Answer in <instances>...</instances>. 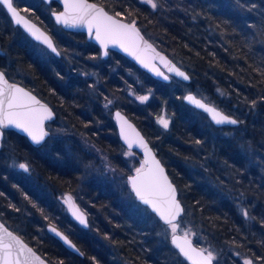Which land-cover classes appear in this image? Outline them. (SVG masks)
<instances>
[{"label":"trees","instance_id":"obj_1","mask_svg":"<svg viewBox=\"0 0 264 264\" xmlns=\"http://www.w3.org/2000/svg\"><path fill=\"white\" fill-rule=\"evenodd\" d=\"M95 1L114 14L120 13L119 17L135 20L144 33L191 76L188 84L177 79L166 83L142 70L144 78L140 85L119 72L115 77L119 82L110 81L108 74L105 80L110 91L126 99L134 91L151 94L144 103L129 102V106L121 109L141 128L178 186L186 208L182 218H191L198 236L203 238L197 243L227 250L229 255L232 252L238 260L243 256L254 264H264V0H155V9L139 0ZM55 6L58 5L55 3ZM27 12L54 36L64 52L70 49L69 43L61 41L54 32L50 22H55L47 10ZM5 20V28L0 25V46L6 51L13 39L14 26ZM64 33L78 42L87 40L84 33L65 30ZM87 50L94 58L100 56L93 43ZM5 54L7 57V51ZM114 54L127 61L128 68L136 66L121 54ZM19 60L33 79L23 80L25 86L48 101L56 111L59 103L63 104L70 121L88 122L87 117L81 115L77 92H66L54 76L55 73L62 75L58 68L41 66L24 49L19 50ZM0 68L13 78L1 63ZM186 86L194 92L199 89L206 93L209 102L240 120L237 126H224L230 136L212 139L208 131L202 130L199 119L194 120L195 113L200 111L183 101ZM164 111L171 116L166 132L155 124V117ZM200 114L208 119L206 114ZM104 137L97 140L99 147L106 149L107 146L110 154L119 153L123 147L120 139L115 136L107 142ZM4 141L9 159L4 166L0 165V211L14 204L10 195L12 188L19 186H14L8 176L10 160L28 161L38 178L54 192H73L77 187L78 174L74 168L58 169L51 165L25 136L6 130ZM197 147L206 150L205 156L209 154L207 159L198 161L207 163L203 175L163 158L164 148L177 156H191ZM115 159L120 164L117 168L127 177L126 166L119 156ZM20 186V192L28 196L39 214H50L45 221L66 232L83 251L80 256L67 249L46 231L43 222L37 223V229L28 228L21 233L52 264H174V260L189 264L160 232V220L154 225L129 209L124 211L113 195L107 197L108 203L113 201L114 206L112 211L105 212L106 221H95L98 235L106 238L97 241L87 234L90 226L82 228L66 215L53 212L51 208L44 209L42 198L37 197L33 189ZM98 204L103 206V202ZM53 213L74 230L60 223Z\"/></svg>","mask_w":264,"mask_h":264},{"label":"rangeland","instance_id":"obj_2","mask_svg":"<svg viewBox=\"0 0 264 264\" xmlns=\"http://www.w3.org/2000/svg\"><path fill=\"white\" fill-rule=\"evenodd\" d=\"M139 1L146 3L145 0ZM14 2L26 13H28L27 11L38 12V10L43 12L45 10H49L50 6L42 0H14ZM4 18L6 19L5 21L9 20L4 8L0 6V25L2 28H5L3 22ZM126 20L130 21L131 19ZM131 21L135 22V20ZM10 24L12 25V23ZM50 24L60 40L69 43L70 49L67 52H64L60 47L61 55L55 56L45 46L33 41L20 27L14 26L12 29L13 39L10 41V48L8 47L6 51L8 55L7 58L10 61H13L15 66L14 68H7V70L11 73L13 77L12 79L15 81L22 83L23 80H33L29 72L24 70V68L20 65V49L28 50L27 52L31 56L38 59L47 69L54 70L58 68V71H60L62 75H60V73H55L54 76L58 78L60 84H62L63 89L66 92L69 90L77 92V97L80 100L79 105L81 115L85 118L87 117L88 122L85 121V124H82L81 121L78 123L70 121L68 116L65 115V106L59 103L57 107L58 110L56 111L54 109L57 112L58 117L48 124L51 134L46 142L42 144V146H39L38 152L41 155H44L48 159L49 163L56 166L58 169L70 167L75 168L77 171V187L73 192H68L72 194L76 204L87 213L89 219L88 227L90 226L87 234L91 238L96 239L97 241L106 240V238L98 235L95 221H106L104 215L105 212L112 211L114 206L113 201V203H108L107 200V197L112 195L117 203L122 206L123 210L129 209L130 211H133L134 215H141L148 219L151 224L155 225L159 219H157L147 207L141 205L136 200L129 186L127 177L117 168L120 164L115 159L116 156H120L119 159H122L120 162H123L124 166H126L125 168L129 171V174H131L135 172L137 168L141 167V156L127 150L126 147L120 149L119 153L113 152L110 154L108 153L109 149H107V146H105L106 149H102L97 143V140H100V137L102 136H105L104 138L107 137V142L112 141L115 136L118 137L117 129L114 128L115 123L112 115L114 108L129 106V102L144 103L145 100L141 101L138 97L146 96V100H149L151 96V94H139L134 91L131 92L129 99H126L125 96L110 91L108 86L109 84H107L105 76L108 74L110 81L113 79L114 82H119V80H116L115 77L121 73L131 77L134 82L137 81L136 83L140 85L142 84L144 78L142 69L134 62L133 63L136 66L128 68L129 63L121 57L115 55V52L112 51L110 52L108 58H103L101 55L94 58V56L88 53L89 51L87 50V47L92 44L91 42L88 40L83 42L75 41V39L72 40L68 37V34L64 33L61 26L51 22ZM186 91L193 90L191 87L186 86L185 92ZM196 91L200 96L207 100L209 99V96L206 93H203L199 89ZM108 101H111L112 103L109 104ZM160 118L168 120L169 127L171 116L164 111L161 115L155 117V124L158 125L162 132H166L168 127H163V125L159 122ZM198 119L201 122L199 125L202 130L208 131V135L212 139L228 137L231 135L229 130L225 127L212 128L210 125L211 122L206 117H203L200 112L195 113L194 120ZM4 147L5 141L3 139L0 147V165L2 166L6 164V159H9V152L4 149ZM163 150V158L165 161L175 162V164L181 163L190 168L191 171L196 170L202 175L205 174L207 165V163H205L206 161L203 163L198 162L203 159H207V156L209 155L205 156L207 152L203 147L195 148L192 151L191 156L182 154L177 156L176 153H174V151H170L169 148H164ZM111 160H113V162L117 161L116 164H114ZM20 164H25L27 166V170L20 168ZM8 169L10 170L8 176L11 178L13 183H15L14 186L16 184L19 185L12 188L13 194L10 195V199L14 204L8 207V210L0 211V218L8 227L16 231L24 238L21 233L27 232L28 228L32 229L29 224L31 221H36L37 223L43 222L44 227L48 223L45 221V214H35V217L37 218H34L35 210H33V202L28 199V196L20 192V184L23 187H25V185L29 186L33 189L37 197L42 198L45 207L44 209L51 208L53 212L61 211L62 215H66L68 218L73 220L69 215L66 199L63 196V193L66 191H60L58 193L54 192L49 185L38 178L34 172V168L28 161L10 160ZM105 201L107 202L105 203ZM98 202H103V206L99 205ZM173 223L177 225L175 233L172 232L171 225L169 224L162 223V227L160 229V232L166 239H169L170 243L172 236L175 234L188 235L197 242L203 239L201 235L198 236L195 226L191 222V218H181L179 221ZM69 229L71 231L74 230L73 228ZM77 233L81 234V231L77 229ZM204 245H206L205 248L208 252L213 254L216 264H241V262L244 264L246 260L251 261L243 256H241L238 260L237 256H234L232 252L229 255L226 252L227 250L222 251L217 248L213 249L208 243H204L202 246ZM174 264L179 263L174 260ZM251 264L254 263L251 261Z\"/></svg>","mask_w":264,"mask_h":264},{"label":"snow or ice","instance_id":"obj_3","mask_svg":"<svg viewBox=\"0 0 264 264\" xmlns=\"http://www.w3.org/2000/svg\"><path fill=\"white\" fill-rule=\"evenodd\" d=\"M150 4L153 9L157 7L155 0H145ZM0 6H3L11 14L17 24L23 23V25L32 33L37 40H42L53 52H56V48L53 46L52 41L39 32V29H34V26L29 25L24 16L20 14L17 7L14 6V0H0ZM117 16L120 13H116ZM57 22L64 23L65 25H71L73 27L78 25H86L89 33L91 34L95 29V38L106 49L108 44L119 45L124 48L125 51H129L135 54L137 47V41L142 40L138 30L134 26V22L131 24L121 23L108 14L103 8L97 7L96 4L88 3L87 0H65V11L60 13L56 17ZM148 47H151L148 45ZM105 55L107 52L105 51ZM139 58V57H138ZM147 66V65H145ZM179 76H183L184 79L188 77L180 72L179 69H174ZM167 78V77H166ZM141 101L147 99L146 96L138 97ZM188 100L194 101L199 107L204 108L206 111L212 114V119L217 124L230 123L236 124L237 120L230 119L228 116L223 115L214 108H209L204 104H201L194 97H187ZM108 103H112L108 101ZM52 112L46 105H43L36 99L35 96L26 92L23 88L17 87L15 84H9L5 79V74L0 72V136L3 135V129L8 127H14L27 133L31 139L39 143L47 135L44 130V121L50 119ZM119 116V113H117ZM159 122L163 127H168V120L160 118ZM127 139V137H126ZM139 144L145 150L146 160L137 168L136 175L130 177V183L132 190L135 192L137 198L144 204L150 205L154 211H156L165 223L171 225L172 232H176L177 225L173 223L179 213L182 211L178 201L175 198V188L167 180L164 175V170L160 166L159 161L155 160L151 156L150 150L143 139H139ZM132 141H129V147H131ZM20 168L27 170L25 164H20ZM2 195V193H0ZM71 206V197L66 200ZM77 215V218L81 223H86L82 214H78V209L73 212ZM247 215V212L244 213ZM0 227H3L0 225ZM52 231H56L55 228ZM4 235H0V252L3 253V264H21L20 256L25 252L30 255L25 256L24 264H29L32 256L31 249L26 248L25 245L11 232L5 228L3 230ZM57 235H60L57 233ZM65 241L67 238L64 237ZM70 243V242H69ZM173 243L179 248L185 256L189 259L192 257L190 252L195 251L190 246L185 247L184 244L178 243V238L173 236ZM15 251V260L11 258ZM200 257L202 264H212L213 255L208 252L207 256H204L202 252L196 253ZM244 264H251V261L246 260Z\"/></svg>","mask_w":264,"mask_h":264},{"label":"water","instance_id":"obj_4","mask_svg":"<svg viewBox=\"0 0 264 264\" xmlns=\"http://www.w3.org/2000/svg\"><path fill=\"white\" fill-rule=\"evenodd\" d=\"M44 1L47 3H50L51 1H56L61 5L60 10L52 11V13H51L55 24L61 26L66 31L85 33L86 37L89 41H92L93 43L97 44L100 47V49L102 51V55L104 58L108 57L110 51H117V52L123 54L128 59H130L139 68H141L143 71H145L146 73H148L150 76H152L153 78H155L157 80H160V81H163L166 83L171 82L173 79H178L184 83H190L191 82V76H190L189 72L185 68H183L180 64H178L172 57H170V55H168L166 52L161 50L152 40H150L145 35L143 30L140 28V26L138 24H136L135 22H134V26L138 30L140 37L143 38L142 40H138L136 42L137 47L134 50L135 54H132L129 51H125L124 48L120 47L119 45H113L111 43H109L107 48L105 49L101 45V43L95 38V29H93L92 33L90 34L88 27L86 25H78V26L73 27L71 25H65L64 23L57 22V19H56L57 15H59L60 13H63L65 11V0H44ZM87 2L92 3V4H96L97 7L103 8L106 12H108V14L110 16H112L114 19L120 21L121 23H125V24L133 23L129 20H126V19L119 17L116 14L112 13L104 5H102L101 3H99L95 0H87ZM14 6L17 7L18 11L20 12V14L22 16H24L25 20L28 21L29 25L34 26V29H39L40 33H43L45 36H47L52 41L53 46L56 48V52H53L52 49L49 48L45 43H43L42 40H37L32 35V33L23 25V23L17 24L15 22V20L13 19V17L11 16V14L7 11V9L3 7L5 9V11L7 12L8 16L10 17V19L12 20L13 24L15 26H20L21 29L31 39H33L34 41L45 46L55 56H60L61 51L58 48V46L56 45V42H55L52 34L49 31H47L40 23H38L36 20H34L28 14L24 13L19 8V6H17L15 3H14ZM148 45H150L151 47H148ZM0 50L2 51V49H0ZM105 51L107 52V55H105ZM145 65H147V66H145ZM174 69H179V71L183 72L188 77V79H184L183 76L177 75V73ZM0 72H3L5 74V72L2 69H0ZM5 79L8 81L9 84H15L17 87L23 88L26 92H29L31 95L35 96L36 99L38 101H40L41 104L46 105L48 107V109L52 112V116L50 119H47L44 121V130L47 132V135L39 143L34 142L31 139V137H29L28 134L23 132L22 130L16 129L14 127H8V128L3 129V135L0 136V147L2 145L6 130H14L17 133L25 136L28 139V141L35 147L42 146V144H44L46 142V140L49 138V136L51 134V131L48 128V124L56 119V117H57L56 111L54 110V108L52 107V105L48 101H46L43 98H41L40 96H38L35 92L30 90L25 85L9 79L6 74H5ZM189 96L194 97L195 100H198L201 104H204L209 108L216 109L218 112L222 113L223 115L228 116L230 119L237 120V123L236 124H230V123L217 124L212 119V114L209 113L208 111H206L204 108L199 107L194 101L188 100L187 97H189ZM183 100L186 104L190 105L191 107L205 113L215 126H218V127L236 126V125H239V123H240V121L237 118H235L232 115H229L228 113H226L224 110H222L220 107L214 105L213 103L206 101L203 97H201L200 95H198L194 91L186 92L184 97H183ZM117 113H119V116H117ZM113 117H114V121H115L117 130H118V136L121 140V143L124 146H126L129 149H135L138 152H140L143 156V162H144L147 158L146 154H145V150L142 146H140V144L138 142L139 139L142 138L144 143L147 144V147L150 150L151 156L154 157L155 160L159 161L160 166L164 170V175L167 177V180L171 183L173 188H175V198L178 201L180 208L182 209V211L179 213V215L173 221V222H177L181 218V216L184 214L185 206H184V203L182 202V200L180 198L178 186L176 185V183L173 181L172 177L170 176L166 165L164 164L162 159L159 157V155L156 153V151L154 150L153 146L151 145L150 141L148 140L146 135L143 133L141 128L122 109L115 108L113 111ZM126 137H127V139H126ZM129 141H132L131 147H129ZM135 175H136V171L127 176V180H128V183H129L131 190H132V186L130 183V177L135 176ZM132 192H133L136 200L141 205L147 207L149 209V211L152 212L156 216V218L159 219L163 224H167L160 217V215L156 211L153 210V208L150 205L144 204L141 200H139L137 198V196L133 190H132ZM69 196L71 197V206L69 203H67L69 215L81 227L88 228L89 219H88L87 213L85 212L84 209H82L80 206H78L76 204L74 198L72 197V195L70 193L64 194V197L66 200ZM77 209H78V214L83 215L86 223H81V221L77 218V215L73 214V212ZM0 225L3 226V227H0V235H4L3 230L6 228L8 230V232H11L13 236L17 237L22 242V244L26 246V248L31 249V253L34 255L32 256L31 260L29 261V264H52L48 259H46L42 254H40L29 242H27L20 234H18L16 231H14L10 227H8L4 223V221H2L1 218H0ZM53 228L56 229L55 232L52 231ZM46 229L51 235H53L55 238H57L67 249L73 251L74 253H76L78 255L83 256V252L80 250L78 245L63 230H61L60 228H58L57 226H55L53 224H47ZM57 233H59L60 235H57ZM173 236L171 238V243H172L173 247L175 248V250H177L180 253V255L184 258V260H186L189 264H202L200 257H198L196 255V253L202 252L204 256H207L208 251H206L203 247L197 245L196 242L192 238H190L189 236H187L185 234H175V236L178 238V243L184 244L185 247L190 246L191 249L195 250V251L189 253V255L192 257L191 259H189V257L185 256L182 252H180L179 248L176 247V244L173 243ZM64 237L67 238L68 242L65 241ZM15 255H16L15 251H13V256L11 258L13 261L15 260ZM28 255H30V254L25 252L24 255L20 256L21 264H24L25 256H28ZM2 257H3V253L0 252V264H3ZM212 264H215L214 256H213Z\"/></svg>","mask_w":264,"mask_h":264},{"label":"bare ground","instance_id":"obj_5","mask_svg":"<svg viewBox=\"0 0 264 264\" xmlns=\"http://www.w3.org/2000/svg\"><path fill=\"white\" fill-rule=\"evenodd\" d=\"M131 22H134V21H131ZM13 23V22H12ZM136 23V22H135ZM137 24V23H136ZM14 25V24H13ZM15 26V25H14ZM141 28V27H140ZM144 32V31H143ZM26 34V33H25ZM27 35V34H26ZM146 35V34H145ZM147 36V35H146ZM148 37V36H147ZM149 38V37H148ZM150 39V38H149ZM150 40H152V39H150ZM153 41V40H152ZM154 42V41H153ZM38 43V42H37ZM155 43V42H154ZM156 44V43H155ZM157 45V44H156ZM158 46V45H157ZM159 47V46H158ZM160 48V47H159ZM161 49V48H160ZM162 50V49H161ZM26 51H28V50H26ZM164 51V50H163ZM4 52H6V51H4ZM114 52H117V51H114ZM165 52V51H164ZM117 53H119V52H117ZM119 54H121V53H119ZM121 55H123V54H121ZM124 56V55H123ZM125 57V56H124ZM32 58L34 59V60H36L41 66H43L42 65V63L38 60V59H36L34 56H32ZM127 58V57H126ZM128 59V58H127ZM130 60V59H129ZM43 67H45V66H43ZM46 68V67H45ZM0 69H2V68H0ZM3 70V69H2ZM4 71V70H3ZM28 72V71H27ZM5 74H6V72H5ZM7 75V74H6ZM7 77L9 78V79H11L8 75H7ZM11 80H13V79H11ZM13 81H15V80H13ZM16 82H18V81H16ZM19 83H21V82H19ZM21 84H23V85H25L24 83H21ZM27 87V86H26ZM30 89V88H29ZM30 90H32V89H30ZM33 91V90H32ZM34 92V91H33ZM186 92H188V91H186ZM185 92V93H186ZM36 93V92H35ZM37 94V93H36ZM198 94V93H197ZM38 95V94H37ZM185 95V94H184ZM184 95H183V97H184ZM199 95V94H198ZM39 96V95H38ZM202 97V96H201ZM42 98V97H41ZM204 98V97H203ZM205 99V98H204ZM206 101H208L207 99H205ZM184 101V100H183ZM188 105V104H187ZM190 106V105H189ZM191 107V106H190ZM116 108H120V107H116ZM193 108V107H192ZM115 109V108H114ZM121 109V108H120ZM195 109V108H194ZM123 110V109H122ZM197 110V109H196ZM114 111V110H113ZM124 111V110H123ZM199 111V110H198ZM125 112V111H124ZM201 112V111H200ZM126 113V112H125ZM203 113V112H202ZM227 113V112H226ZM56 114H57V112H56ZM127 114V113H126ZM205 114V113H204ZM229 115H232V114H230V113H228ZM112 115H113V112H112ZM128 115V114H127ZM129 116V115H128ZM232 116H234V115H232ZM57 117H58V114H57ZM130 117V116H129ZM208 117V116H207ZM235 117V116H234ZM114 118V117H113ZM131 118V117H130ZM236 118V117H235ZM238 119V118H237ZM133 120V119H132ZM208 120L211 122V120L208 118ZM239 120V119H238ZM134 121V120H133ZM240 121V120H239ZM115 122V121H114ZM135 122V121H134ZM136 123V122H135ZM212 123V122H211ZM213 124V123H212ZM240 124V123H239ZM214 125V124H213ZM115 126H116V124H115ZM215 126V125H214ZM237 126V125H236ZM216 127H218V126H216ZM221 127H224V126H221ZM117 128V127H116ZM118 138H119V136H118ZM120 139V138H119ZM121 141V140H120ZM35 147V146H34ZM36 148H39V147H36ZM154 148V147H153ZM154 150L156 151V153H157V150L154 148ZM158 154V153H157ZM75 169V168H74ZM129 175V174H128ZM63 192V191H62ZM57 193V192H56ZM65 193H70V192H68V191H66V192H64L63 193V196H64V194ZM133 193V192H132ZM71 194V193H70ZM72 195V194H71ZM73 197V196H72ZM65 198V197H64ZM74 198V197H73ZM33 205V210H35L34 211V218H37V217H35V214H39V212L37 213L36 211V209H35V206H34V204H32ZM185 206V205H184ZM185 210H186V208H185ZM56 212H58V214L59 213H62L61 211H56ZM52 213V212H51ZM185 213V212H184ZM45 215V218H48L49 217V213L47 212V213H44ZM43 215V214H42ZM184 215V214H183ZM182 215V216H183ZM53 216L60 222V223H63V224H65L64 223V220L62 219V218H60L57 214H55V213H53ZM182 216H181V218H182ZM180 218V219H181ZM179 219V220H180ZM178 220V221H179ZM75 221V220H74ZM76 222V221H75ZM31 228H33V229H37L38 228V226H39V224H37V222L36 221H31ZM47 224H52V223H50V222H48ZM47 224L45 225V229H46V226H47ZM54 225V224H53ZM66 225V227L68 228H73V227H71L70 225H68V224H65ZM56 226V225H55ZM59 228V227H58ZM68 228V229H69ZM74 229V228H73ZM62 230V229H61ZM70 230V229H69ZM46 231H47V229H46ZM48 232V231H47ZM49 233V232H48ZM66 233V232H65ZM50 234V233H49ZM67 234V233H66ZM53 236V235H52ZM188 236V235H187ZM191 238V237H190ZM57 239V238H56ZM193 239V238H192ZM195 242H196V244L197 245H199L198 243H197V241L195 240V239H193ZM199 246H201V245H199ZM202 247V246H201ZM204 248V247H203ZM206 251H208L206 248H204ZM81 250V249H80ZM82 251V250H81ZM83 252V251H82ZM213 255V254H212ZM81 256V255H80ZM215 264H216V260H215Z\"/></svg>","mask_w":264,"mask_h":264},{"label":"flooded vegetation","instance_id":"obj_6","mask_svg":"<svg viewBox=\"0 0 264 264\" xmlns=\"http://www.w3.org/2000/svg\"><path fill=\"white\" fill-rule=\"evenodd\" d=\"M42 1H44V0H42ZM45 2V1H44ZM15 3V2H14ZM48 6L50 5V6H52V7H50L49 6V10H47L48 12H49V14H50V16L52 17V11H56V10H60L61 9V5L58 3V2H56V1H51L50 3H47V2H45ZM55 3L58 5L57 7L55 6ZM16 4V3H15ZM17 5V4H16ZM17 6H19V5H17ZM3 7V6H2ZM19 8H20V6H19ZM21 9V8H20ZM5 10V9H4ZM22 10V9H21ZM23 11V10H22ZM6 12V11H5ZM24 13H25V11H23ZM6 14H7V12H6ZM27 14V13H26ZM8 15V14H7ZM9 17V16H8ZM53 19V18H52ZM9 20L11 21V23H12V20L10 19V17H9ZM54 21V20H53ZM12 25H13V23H12ZM57 25V24H56ZM14 26V25H13ZM15 27H20V26H15ZM21 28V27H20ZM80 33H82V32H80ZM85 34V33H84ZM86 35V34H85ZM53 36V35H52ZM53 38H54V36H53ZM87 38V37H86ZM33 40V39H32ZM54 40H55V38H54ZM88 40V39H87ZM34 41V40H33ZM89 41V40H88ZM36 42V41H35ZM55 42H56V45L58 46V48L60 49V46H59V44L57 43V41L55 40ZM89 42H91V43H93L92 41H89ZM40 44V43H39ZM95 46H97V49H98V51H99V54L103 57V55H102V51H101V49H100V47L97 45V44H95V43H93ZM0 49H2L1 48V46H0ZM5 50L4 49H2V51L0 50V63L1 64H3V66L5 67V69L7 70V68H14V62L13 61H10L7 57H6V54H5V52H4ZM111 52V51H110ZM110 52H109V54H110ZM113 52V51H112ZM52 53V52H51ZM3 57V58H2ZM108 57H109V55H108ZM107 57V58H108ZM104 58V57H103ZM3 69V68H2ZM4 70V69H3ZM4 72H6L5 70H4ZM7 74V73H6ZM115 123V122H114ZM117 129V128H116ZM117 133H118V130H117ZM126 146H124L123 145V147H122V149L123 148H125ZM127 148V147H126ZM127 150H129V151H131V152H134V153H136V155H138V156H141V158H142V160H141V165L144 163L143 162V156H142V154L140 153V152H138L137 150H135V149H129V148H127ZM120 157V156H119ZM122 160V159H121Z\"/></svg>","mask_w":264,"mask_h":264}]
</instances>
